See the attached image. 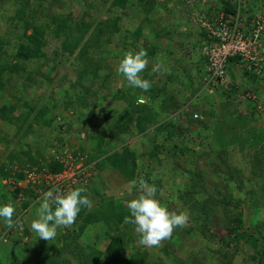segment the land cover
Returning a JSON list of instances; mask_svg holds the SVG:
<instances>
[{"label": "trees", "instance_id": "trees-1", "mask_svg": "<svg viewBox=\"0 0 264 264\" xmlns=\"http://www.w3.org/2000/svg\"><path fill=\"white\" fill-rule=\"evenodd\" d=\"M49 1L11 0L8 29L0 34V96H4L0 100V127L2 132L4 130L0 147L7 150L4 159H0V202L12 200L22 210H16L11 228L0 222V240L4 233L8 232L9 235L15 232L18 235L16 244L23 254L33 259L31 264H264V159L260 158L261 148L255 150L256 153L248 160V172L245 166L231 164L232 158L226 146L213 144L211 147L216 149L209 154L212 156V166L209 165L214 177H220L225 186L218 182L210 191L212 185L209 179L204 178L199 170L201 142L194 140L202 136L199 129L206 132V137L211 136L208 134L210 121H216L218 115L213 108L204 112L201 106L199 109L192 108L191 103L185 106L186 101L201 91H196L194 85L198 83L202 89L204 86L201 72L207 58L201 52L209 38L202 25L195 21L197 16L204 13L208 20L213 21L219 19L221 14L226 19L232 17L230 20L240 15L241 26H249L263 7L264 0H216V5L209 4L208 0H102L97 7L90 5L80 11L81 16L76 17L77 20L70 11L65 16L52 14L54 27L32 19L37 14L34 5ZM0 4L1 20L6 15V4ZM156 9V17H150ZM129 17L139 20L133 29L123 28L128 20L130 23ZM180 17L184 24H189L185 25L186 29L191 30L188 36L191 38L193 32L196 33L195 41L192 40L191 44L185 42L188 36L178 34L171 28L181 23ZM50 27L61 41L62 54L67 59L74 57L77 63V78H68L70 91L64 89L66 100L63 101V109L76 112L80 119L78 122L74 121L73 116L66 120V113L61 114L62 117L59 114L49 115L51 109L59 105L58 100L53 99L56 92L51 89L56 76L51 74L50 67L45 71L42 69L45 63L50 62L45 50L47 29ZM13 28L22 35L17 33V38L13 39ZM154 38L155 41L152 40ZM149 40H152V44H149ZM161 40H165V45ZM117 47L122 48L116 50ZM141 47L147 49L150 58L142 73L143 78L152 82L148 92L129 86L126 78L117 73L121 60L116 59L129 50H139ZM158 65L159 70L153 71ZM57 67L58 64H55L53 69ZM243 67L240 56L230 58L227 73L233 82L241 81L244 84L248 81L245 84L247 88L253 84V92L247 91L257 94L260 100L261 80ZM101 74L104 76L97 84L96 79ZM182 77L185 83L179 82L176 90L172 89L171 84ZM63 79L67 77L63 76ZM110 80H125L127 87L119 85L116 91L105 96L104 88ZM40 81L45 90L52 92L51 105L42 102L44 97L42 101L37 97ZM222 88L215 87L228 98L236 92L235 86L232 89ZM182 91L185 95L183 100L178 96ZM187 92L192 94L189 96ZM140 94L149 102L139 103ZM201 99L205 102L210 98L203 94ZM258 100L247 103L253 118L259 114ZM154 102L157 108L153 106ZM94 109V115L103 116L105 120L104 125L96 128L88 125L89 122L85 123V119L95 117L89 114ZM97 110H100L99 114ZM197 112L199 115L194 117ZM185 125L187 131L196 133V139L185 137L181 140L184 144L169 148L170 140L185 135ZM43 127H52L57 136L43 143L33 142L31 139ZM148 128L153 129L149 131ZM217 129L214 127V131ZM141 134L138 145H134L137 148L121 137L127 135L128 139H134ZM14 136L15 142L12 141ZM121 140L123 144L117 147ZM211 142H216L214 135ZM65 154L82 161L84 169L79 176L80 179L83 177L82 180L65 189L85 188V195L92 206L83 208L73 225L58 229L54 241L41 239L36 243L37 235L26 224V217L37 210L41 199L37 189L24 184L27 177L24 170L31 167L38 171L46 169L52 174L60 173L66 166L59 156ZM179 158L191 161L184 160L185 163L180 165ZM168 159L175 161L171 166L174 171L185 169L189 178L177 182V178L165 175L157 178V181L172 184L174 188L177 186L176 199L180 208L175 205L173 210L187 211L189 221L182 230L192 232L193 224L203 230L201 242L204 249L198 251L193 247L187 256H182L185 247L174 250L173 234L154 247L158 250L155 254L150 252L153 247H146L140 242L139 236V244H134L126 232L128 223L124 220L130 217V213L123 197L118 196L121 193L104 195L97 186L90 185L92 177L102 179L100 171L105 167L117 170L131 182L137 179L139 172H143L144 179L150 181ZM187 166L192 167L188 170ZM156 187L160 194L162 184ZM162 201L171 207L172 202ZM91 232L102 240L99 243L91 242ZM243 241L252 245L251 251L245 252L242 260L237 261ZM0 264L8 262L5 263L1 257Z\"/></svg>", "mask_w": 264, "mask_h": 264}, {"label": "rangeland", "instance_id": "rangeland-1", "mask_svg": "<svg viewBox=\"0 0 264 264\" xmlns=\"http://www.w3.org/2000/svg\"><path fill=\"white\" fill-rule=\"evenodd\" d=\"M4 1V2H3ZM104 1V0H103ZM102 0H65V2L63 4H60L57 1H52L50 0L49 2H42L40 4L34 5L37 9V14H35L32 19H34L36 22H47L48 24H50L52 27L55 26V24L53 22H51V15L52 14H61L63 16H65L66 14L70 12H73V16H75V20H77L80 16L81 13L80 11H84L87 9L88 6L90 5H99L100 2H103ZM106 1V0H105ZM0 2L5 3L6 4V15H4V17L0 20V34H3V32H6L7 28V23L8 20L10 19V14H11V7L9 6L11 4V0H0ZM209 4L211 5H216L218 2H216V0H208L207 1ZM0 7L1 4H0ZM97 7V6H96ZM95 7V8H96ZM107 8V5H106ZM105 8L104 10V14H106L107 9ZM184 10V8H183ZM158 11L157 9L151 14L150 17H156ZM182 16V15H180ZM78 17V18H76ZM95 18V17H93ZM129 19H131L130 23L129 20L128 22H126V24L124 23L123 28L126 29H133L135 28L138 23L139 20L136 18H132L129 17ZM181 19V23L175 25L174 27H171L174 29V32H185L187 31V33L191 30L190 28L186 29L187 27H185V25H189L188 23L184 24L185 21ZM190 19V17H189ZM4 22V23H2ZM129 23V24H128ZM170 23V22H169ZM171 24V23H170ZM183 24V25H182ZM178 26V27H177ZM179 26L181 27V29L179 30ZM52 27L47 29V45L45 47V50L47 51V53L49 54L50 59L48 60L49 63H45V66H43V71H45L46 69H48L49 67L51 68V74L56 76V79L54 80V83L52 84L51 89H53L56 92V95L53 97L52 92L51 91H47L44 89L43 85H42V81H40L41 83L39 84V87H37V97H40V101H42L43 97V101L46 105H51V97H53V99H57L59 105L57 108H52L51 109V113L49 115H54V114H59L61 117V114H65L66 113V120L71 119L70 116H73V119L75 122H78L79 117L78 114L76 112H73L72 110H68V111H64V105H63V101L66 100L65 97V91L64 89L66 88L68 90V92L70 91V80H75L77 78V72L78 69L77 68V63L76 61H74V57L67 59L63 54L62 51L60 49L61 46V41L60 39H58L57 37H55V35L52 32ZM185 30V31H184ZM198 31V30H197ZM17 33L19 34V36H21L22 34H20V32H16V29L13 28L11 29V36L13 37V39L17 38ZM189 34V33H188ZM196 35L192 34V37H194ZM152 40H156L155 38ZM152 40H149V44H152ZM153 41V42H154ZM115 48V47H113ZM122 48V47H121ZM119 47V49H121ZM118 47L116 50H119ZM115 56V52H113V57ZM124 56V55H123ZM123 56H119L118 59H116V61L119 59L121 60L123 58ZM55 59V60H54ZM58 64V67L56 69H53L54 65ZM76 65V66H75ZM115 67L117 66V62L114 64ZM142 75V74H141ZM63 76H66L67 79H63ZM104 74H101V76L99 75V77H97L96 82H98L97 84H99V82L102 80ZM69 78V79H68ZM62 82V83H61ZM125 80H123L122 82H115L113 80H110L109 83H107V86H105L104 90L106 93H104L105 96H108L110 93H113L114 91H116L118 89V86L120 85L122 88L127 87L125 85ZM247 82H244V84H242V82L238 81L235 82V89L236 92L235 94H232L230 98H228L227 96L221 94L218 92V90H214L212 92V90H206L205 88L202 89L201 86L198 83L194 85L196 91L201 90L197 95H193V106L192 108H197L199 109V106H201L202 110L205 111H210L212 108L214 110V113L217 114V119L216 121H210V134L211 136L214 135L215 136V140L216 142L213 143L211 142V136L210 137H206L205 134L206 132L203 129H199V131L201 132L202 136H200L199 140H194L195 142L200 143L201 142V147L199 148V170L200 173H202L204 178H208L209 179V184H211L212 186L209 188V190L211 191L213 186L216 185L218 182H220L221 185L225 186L222 179H220V177H214V173L210 167V162L212 161V156L210 157L209 154L213 152L214 149L216 148H212L211 146L213 144H218V145H222V146H226L227 150H228V155L232 158L231 164L232 165H238V166H242V167H246L248 172H249V168H250V163H248V160H250L253 156L255 152V150H259L261 151L260 153V158L263 160L264 159V81H261V83L259 84V88L262 92V96L261 99L258 100L257 99V94H252V93H248V89L252 90L253 84L252 86H249V88H247V85H245ZM222 87V86H221ZM172 89L176 90V86H171ZM218 88V87H217ZM224 88H222L223 90ZM183 92V91H182ZM180 92V93H182ZM224 93V92H223ZM189 96L192 94L190 92H188ZM204 95H209V98L207 101L204 102V100L201 99V97ZM4 98V96H0V100H2ZM192 99V98H191ZM258 100V112L259 114L253 118V114L251 113V109H249L248 107V102L251 100ZM196 100V102L194 101ZM202 100L203 103H201V105L199 104V101ZM56 101V100H55ZM187 102V101H186ZM41 102H39L40 104ZM196 103V104H195ZM157 106V103H156ZM21 108V107H20ZM96 110L94 109L93 111L90 110V113L88 111V113L90 114V116H95L94 118H90V119H85V123L89 122L88 125L90 124L91 127H99L101 125L105 124V120L103 116H99L96 117L97 114L94 115V112ZM98 114L100 112V110H97ZM198 113V112H197ZM199 115V113H198ZM101 118V119H100ZM103 118V119H102ZM1 124V122H0ZM87 124V123H86ZM214 127L218 128L217 131H214ZM2 128L0 127V137L2 136L3 132L1 130ZM183 130L185 132L184 136H177L176 139H172L168 142V147L169 148H173L174 146H180L181 144H184L181 142V140L185 137L189 138V139H196V133L193 131H187V127L186 125L183 127ZM222 132H221V131ZM154 132V131H153ZM57 132L54 131V129L52 127L47 128V127H43V129L39 130L38 132H36V135L33 139H31L33 142H39V143H43L45 142V140H47L48 138H52L57 136ZM108 137H110V135H108ZM122 140H128V144H132V145H138V141H136L137 139L140 140V138H134V139H128L127 135H122ZM165 136H163L162 138H164ZM206 137V138H205ZM16 137L14 136V138L12 139V141L14 140V142L16 141L15 139ZM66 141L69 140V138L66 136ZM119 142V144L117 145V147H121V145L123 144L122 141ZM145 142H147V139L144 137ZM125 141V142H126ZM186 143V142H185ZM114 146V145H113ZM137 148V147H136ZM49 149V148H48ZM148 148L145 149V151H147ZM213 149V150H212ZM7 153V150H4V148L0 147V159H4L5 154ZM53 153V152H52ZM164 158V156H163ZM186 161H191V159L187 158H179V163L180 165H183ZM175 161L173 159H168L166 163H163L162 167H160V172L155 173L154 177L150 180L147 181L144 179V173L143 172H139V174L137 175V179L135 180L137 183V189H139V182L140 181H144L145 184L152 186H160V184H162V189L160 191V193H162V195L160 196V198L162 200H166L171 203V207L170 209H173V207L176 205L177 208H180V205H178V200L176 199V188L177 186L174 188V186L172 184L168 185L165 182H158L157 178H163L165 175L167 177H174L177 182H182L184 180V178H189V174L187 172V170L185 169H178L179 171L176 172L173 170V168H171L172 164ZM247 162V163H246ZM210 164V165H209ZM186 165V164H185ZM212 166V165H211ZM192 166H187L188 170L191 168ZM133 182V181H132ZM132 182L129 184H120L117 183V187H113V180H102V179H96L93 182L92 185V180L90 181V185L93 187L97 186V188L104 193V195L107 194H119L118 195L120 198L123 197V200H125V202L127 200L132 199L133 197L129 195L130 191H136L134 189H132ZM110 186V187H109ZM100 187V188H99ZM113 187V188H112ZM121 187V188H120ZM228 192H230V189L227 190ZM1 192V191H0ZM226 192L228 195L230 193ZM1 198V197H0ZM6 199V198H5ZM247 207V205L245 204V208ZM18 209H20L18 207ZM16 207V210H18ZM263 212V210H261ZM33 212V213H32ZM36 216V210L35 211H31V213L29 214V216L26 217V224L27 225H31L33 219ZM219 218L222 219V217L219 216ZM189 222V221H187ZM194 225V229L192 232H188L186 230H182V228H177L174 230L173 232V236L174 237V250H179V248H184L185 249L182 251V256H187L189 254V252L194 248H196L198 251H201L202 249H204V246L202 245L201 242V237H202V229L196 225ZM126 232L129 234L130 238L132 240H134V244H139L137 243L138 241V234L135 232V225L128 223L126 226ZM12 240L6 244L5 246L1 245L0 246V258L2 257V260L6 263L8 262V264H31V261H33V259L31 260L30 256H27L26 254L23 255H19V254H13L10 253L11 252V247L14 244V242L16 243L18 241L17 238H15V236H18L16 233H14ZM35 242H39L41 239H38L37 236H35ZM89 237H90V241L93 243L96 242H100L102 239L98 238L95 235V232H91L89 233ZM179 240V241H178ZM2 243V242H1ZM251 247L252 245L249 244L248 242H242V245H240L241 248V252L239 253V255L237 256V261L242 260L245 252L251 251ZM18 249V248H16ZM17 250H14V252ZM157 248H152L150 250V252H152V254L157 253Z\"/></svg>", "mask_w": 264, "mask_h": 264}, {"label": "clouds", "instance_id": "clouds-1", "mask_svg": "<svg viewBox=\"0 0 264 264\" xmlns=\"http://www.w3.org/2000/svg\"><path fill=\"white\" fill-rule=\"evenodd\" d=\"M253 1L256 2L255 0ZM239 10L241 9L239 8ZM261 15H264V5L260 8V12L252 21L251 25H249L250 28H252L253 23ZM239 16L240 15L237 16L238 19ZM239 25L242 29H249V26H241L240 22ZM201 53H203V46ZM149 60L147 49L141 47L139 50H129L121 59L117 68V73L126 78L129 86L140 89L143 92H148L152 87V82L143 78L141 74L148 66ZM206 66L207 59L203 66V71L201 72V75L204 76L203 89L212 90V92L215 90V87L220 86L224 89H232L233 86H235L234 83L238 82H233L231 75L228 73V77L224 81L221 82L219 80L209 83L207 80ZM159 68L160 66L158 65L153 71H157ZM243 68L251 72L245 65ZM255 76L261 81H264V76L257 74H255ZM189 108L190 107H188V109ZM195 116L197 117L198 114H195L194 117ZM132 189L136 190L129 192V195L133 198L126 201V207L130 213V217H125L124 222L126 224L131 223L135 225V232L140 237V242L143 245L146 247H158L162 241L172 236L175 229L186 226L188 221L187 211L170 209L169 206L161 200L160 196L162 193L158 194L159 190L155 185L149 186L145 184L144 181H140L139 189H137V183L133 181ZM85 192L86 189L83 187L68 189L54 187L46 191L42 199L38 201L36 216L30 225L31 230L37 235L38 239L54 241L58 229L73 225L83 208H91V201L87 195H85ZM20 210L21 208L18 209V211ZM15 213L16 205L12 200L0 202V222H3L6 227L11 228L13 226ZM7 233L8 232L1 236L2 240L0 241L3 244H8L12 240V235L15 232L9 235ZM17 237L18 236H15V238ZM4 238L7 239L6 242Z\"/></svg>", "mask_w": 264, "mask_h": 264}, {"label": "built area", "instance_id": "built-area-1", "mask_svg": "<svg viewBox=\"0 0 264 264\" xmlns=\"http://www.w3.org/2000/svg\"><path fill=\"white\" fill-rule=\"evenodd\" d=\"M231 18L226 19L221 14L219 19L210 21L204 13H200L195 20L202 25L203 30H206L209 38V43L203 46V54L207 58L206 70L209 83L224 81L228 77V61L236 56L241 57V61L249 71L264 76V15L259 16L252 28L246 30L240 27L237 17L234 20H230ZM144 102V99L139 100V103ZM59 159L66 167L57 174H52L46 169L38 171L31 167L24 170L27 174L24 184H30L32 188L37 189L40 199L51 188L65 189L77 184L83 178H79L84 173L82 161H77L70 154L59 156ZM10 183L13 184L12 181ZM4 241L6 242L7 239L4 238Z\"/></svg>", "mask_w": 264, "mask_h": 264}, {"label": "crops", "instance_id": "crops-1", "mask_svg": "<svg viewBox=\"0 0 264 264\" xmlns=\"http://www.w3.org/2000/svg\"><path fill=\"white\" fill-rule=\"evenodd\" d=\"M174 27V26H173ZM178 27V26H177ZM181 29V27L179 26V30ZM185 31V30H184ZM177 32V31H176ZM178 34H180V33H182V34H184V35H186V36H188V33L190 34V32H188L187 33V31H185V32H177ZM193 34H194V32H193ZM182 38V37H181ZM192 40H194L195 41V36L194 37H192V35H191V38L188 36V38H187V40H185V42L186 43H192L193 41ZM161 42H162V40H161ZM169 42V41H168ZM165 43V40H163V42H162V44H164ZM166 43H167V40H166ZM190 43V44H191ZM165 45V44H164ZM183 81V83H185V80H184V78L182 77V79H176L172 84H171V86H177L178 84H179V82L181 83ZM125 83V85L127 84L126 83V81L124 82ZM188 93V92H187ZM179 99H181V100H183L184 98H185V95H184V93L182 92V93H180L179 95ZM140 98H143V99H145L146 100V102L148 101V99H146V97L144 96V95H142V94H140ZM139 98V99H140ZM193 98L192 99H189L188 101H187V103H186V105H188L189 103H191V105L193 106ZM195 102H196V100H194ZM149 102V101H148ZM196 104V103H195ZM199 104L201 105V101H199ZM185 105V106H186ZM153 106L155 107V108H157V106H156V102H154L153 103ZM200 107V106H199ZM191 108V107H190ZM181 110V109H180ZM180 110L178 111V112H180ZM177 112V113H178ZM162 116V115H161ZM101 119V118H100ZM103 119V118H102ZM153 129V128H152ZM151 128L149 129L148 128V130L149 131H151L152 130ZM142 137V134L141 135H138V136H136L135 138H141ZM136 141H138V139L136 140ZM134 146V145H133ZM135 148H136V146H134ZM101 172V177H102V180H105V181H107V179L108 180H113V184H112V186L113 187H117L118 185H117V183H120L121 185L122 184H129V185H131L130 183H131V181H128V180H126L125 179V177L122 175V174H120V172H118L117 170H115V169H113V168H111V167H105L102 171H100ZM99 174H98V176H100ZM95 181V179H94V177H92V185H93V182ZM110 187V186H109ZM112 187V188H113ZM100 188V187H99ZM121 188V187H120ZM18 242V241H17ZM16 242V243H17ZM15 242H14V244L12 245V247H11V252L10 253H15V254H19V255H23V254H20V253H22L21 251H20V249H21V247H19V246H17V244H16ZM16 248H18V249H16ZM20 248V249H19ZM14 250H17V251H15L14 252Z\"/></svg>", "mask_w": 264, "mask_h": 264}]
</instances>
